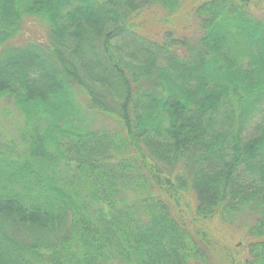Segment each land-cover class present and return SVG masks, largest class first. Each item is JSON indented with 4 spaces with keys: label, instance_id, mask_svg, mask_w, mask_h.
Wrapping results in <instances>:
<instances>
[{
    "label": "trees",
    "instance_id": "16d2710c",
    "mask_svg": "<svg viewBox=\"0 0 264 264\" xmlns=\"http://www.w3.org/2000/svg\"><path fill=\"white\" fill-rule=\"evenodd\" d=\"M0 118V264H264V0H0Z\"/></svg>",
    "mask_w": 264,
    "mask_h": 264
},
{
    "label": "rangeland",
    "instance_id": "374dc122",
    "mask_svg": "<svg viewBox=\"0 0 264 264\" xmlns=\"http://www.w3.org/2000/svg\"><path fill=\"white\" fill-rule=\"evenodd\" d=\"M195 25H189L186 24L184 25V28L185 29H189V28H192L193 30L195 29L194 27ZM46 27V25L44 23H41L40 21L38 20H35V19H31L28 21V23L26 24L25 28H26V32L29 36L33 37V38H39L41 36V33L43 31V28ZM39 35H38V33ZM43 38V37H42ZM88 122L90 124H96V126H111V121L107 120L106 118L104 117H101V118H95V117H88ZM2 124V120L0 118V126ZM5 131L9 134V135H14V132H15V127H14V130H13V126H8L6 125L5 127ZM226 231L229 232V234H226ZM240 233L239 230H233V229H226L224 234L227 238H230L231 236H234L236 237L238 234ZM241 245L243 246L244 244H242L243 242H240Z\"/></svg>",
    "mask_w": 264,
    "mask_h": 264
}]
</instances>
